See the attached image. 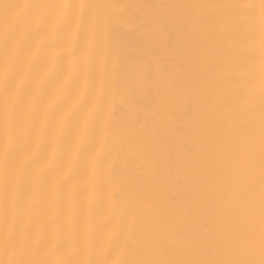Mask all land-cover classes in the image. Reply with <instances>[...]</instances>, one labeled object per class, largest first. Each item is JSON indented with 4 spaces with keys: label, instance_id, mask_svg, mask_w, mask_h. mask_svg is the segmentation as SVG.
Instances as JSON below:
<instances>
[{
    "label": "snow or ice",
    "instance_id": "6c2138e0",
    "mask_svg": "<svg viewBox=\"0 0 264 264\" xmlns=\"http://www.w3.org/2000/svg\"><path fill=\"white\" fill-rule=\"evenodd\" d=\"M58 19L77 25L87 93L70 160L33 71L64 42ZM192 35L220 85L213 115L227 113L222 163L190 102L171 118L191 93L168 65ZM74 185L92 193L86 228L65 219ZM209 195L218 227L196 229ZM0 264H264V0H0Z\"/></svg>",
    "mask_w": 264,
    "mask_h": 264
},
{
    "label": "bare ground",
    "instance_id": "6f19581e",
    "mask_svg": "<svg viewBox=\"0 0 264 264\" xmlns=\"http://www.w3.org/2000/svg\"><path fill=\"white\" fill-rule=\"evenodd\" d=\"M46 3H91L99 0H39ZM109 2L128 3L132 0H109ZM139 3H210L214 0H136ZM60 31L65 39L62 44L54 48L48 57L36 55L34 74L43 82L45 95L49 102L54 101V110L61 116L66 117V123L61 138L60 158L71 159L77 148V136L82 134V128L78 126V113L81 105L87 102V93L80 79L79 49L80 36L77 25L72 22L67 25L62 20L57 21ZM135 39L134 36L128 38ZM181 46H187L190 53L179 59L173 60L168 65V71L177 81V88L182 93L190 92L180 100L175 109L173 120L184 118V105L191 103L193 115L199 119L205 129V139L212 145L211 150L217 155V160L222 163L226 158V144L228 140L227 131L219 126L227 113L224 112L221 118L213 115V98H218L219 82L216 79L212 65L203 60L197 49L201 42L195 35L189 36L181 42ZM149 100L145 99L144 104L149 105ZM144 118L153 119V113L147 108L144 111ZM195 122V121H194ZM189 142L191 139L189 138ZM201 145L197 141L199 152ZM195 155V153H194ZM78 167V164H77ZM124 168V163H121ZM70 199L66 202V222L76 228H86L93 220L90 212L92 193L87 188L72 186L69 189ZM217 197L209 195L204 204L200 220L193 221L196 229H199L202 222H207L210 229L218 227V223L213 220L218 218L224 211L221 203H217ZM191 226L189 231H191ZM53 242L50 241L48 247L51 248ZM54 259L56 257H53Z\"/></svg>",
    "mask_w": 264,
    "mask_h": 264
}]
</instances>
